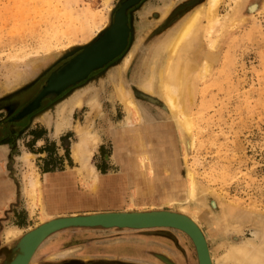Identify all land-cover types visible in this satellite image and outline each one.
<instances>
[{"label":"rangeland","instance_id":"374dc122","mask_svg":"<svg viewBox=\"0 0 264 264\" xmlns=\"http://www.w3.org/2000/svg\"><path fill=\"white\" fill-rule=\"evenodd\" d=\"M125 1L0 0V167L8 176L20 178L25 192L20 214L1 217L0 251L14 249L21 238L9 239L8 229L20 226L25 233L42 222V209L35 207L30 197L31 183L36 179L42 182L45 170L68 168L64 165L70 161L71 146L81 139V129L102 137L100 148V141L95 146L89 143L90 152L98 149L91 162L96 159L104 170H121L129 180L119 183L122 198L101 200L112 201L111 205L123 201L127 208L134 204L136 211L194 214L199 210L217 264H233L222 255L230 247L227 226H242L244 235L251 238L264 229V0L243 1L238 21L222 33L218 46L221 57L206 78L199 75L208 51L206 36L198 52L181 50V46L174 57V64L183 65L184 99L194 122L185 144L163 104L160 83L171 58L165 44L179 35L184 19L205 0H139L132 4L127 13L133 31L123 53L61 93L46 95L38 108L22 114L38 98L51 74L74 56L67 55L108 28L113 11ZM227 8L224 3L221 13ZM205 24L206 20L200 22L203 31ZM89 31L93 37L87 39L84 32ZM130 51L135 54L124 68L121 58ZM124 96L135 101L142 122L131 116ZM72 97L82 103L73 106ZM62 106L71 110L67 112L69 126L61 134L65 136L59 138L55 128L62 120L58 115ZM41 112L44 119H36ZM144 124L149 128L162 125L176 139L174 145L170 143L174 154L160 156L152 163V176L164 177L174 185L171 198H164L159 191L138 193L134 186L138 163L131 157L135 144L128 147L132 152L129 158L121 161L118 157V164L114 160L111 165L116 128L144 131ZM189 172L199 184L197 201H190L184 188ZM71 229L49 237L31 264H165L158 254L172 257L176 264H198L194 243L179 229ZM125 248L139 249L143 257L137 261H133L135 257L119 258ZM189 256H193V263ZM0 264H6L3 254Z\"/></svg>","mask_w":264,"mask_h":264},{"label":"bare ground","instance_id":"6f19581e","mask_svg":"<svg viewBox=\"0 0 264 264\" xmlns=\"http://www.w3.org/2000/svg\"><path fill=\"white\" fill-rule=\"evenodd\" d=\"M105 1L107 4L111 2V0H105ZM243 1L244 0H205L201 2L200 7L197 8L188 18L184 19L185 20L184 22H182L181 29L179 30V35L175 37L174 40H169L165 44L166 45L165 50L170 49L171 51V58L169 61L170 65L168 66V68L164 73V79H162L160 83L162 97H163V104L166 110L168 111L169 116L173 118L178 128L179 135L181 136V140L184 142V144L187 143L188 137L192 135L194 129V122L184 99V82L182 81L183 65L174 64L176 63V59L174 57H176L181 46H183L181 50L184 51L187 50L190 53L198 52L202 46L201 45L202 38L206 36L208 40V48H207L208 51L206 53V58L201 60V65L199 70V75L201 79L206 78L211 71L213 63H215L221 57V53L218 52L219 51L218 46L221 42L222 33L225 29L228 28L229 25L230 26L234 25L238 21L241 15L239 11L241 9L240 7ZM224 3L228 5V8L224 13H221V8L223 7ZM117 11H119V9ZM167 13L168 10L164 12L163 17H165ZM114 14L115 13L112 14L111 18H113ZM202 20H206V24H205L206 27L204 31L200 26V22ZM117 22L118 25L116 32L113 33L110 32L105 40L106 41L105 44L107 43L109 44L108 45L110 47L109 50L113 49L120 43L124 42L125 36L129 33V29L126 28L125 25L126 19L125 16H123V12H121V14L118 16ZM83 29L86 30V27L85 28L83 27ZM132 31H133V27L131 26V32ZM84 33L87 39L93 37L92 35L93 33L91 31ZM102 54L103 52L96 53V55L88 57L85 61H91L95 58L97 59ZM134 54L135 53L133 51H130L122 56L121 60L124 68H128L129 64L131 63V60L133 59ZM81 64L82 63L75 65L71 70H69L64 75V77L62 76V79H60V77L57 76V78L59 79L55 78L54 86H58V84H61L63 80L64 81L67 80L71 75H73V73H75L77 70H80L79 68L81 67ZM121 89L122 90L120 91V93L122 92L123 94L124 93L123 87ZM151 99L153 101H156L153 98ZM123 100L125 105L128 107L131 116L132 115L134 116L135 121L137 123L142 122L143 118L137 110V106H136L137 104L135 103V101L129 98L128 96H124ZM71 101L73 106H77L82 103L81 99L74 97L71 98ZM69 109L70 108L65 109V107L59 109L58 115L62 117V120L58 121L56 124V128H55L56 134H60L65 130V128L69 126V117L67 114V112L68 111L70 112L71 110ZM42 112L41 114H38L36 116V119H40V118H42V120L44 119L45 115H43ZM130 124H134V122ZM141 126L145 127L144 131L133 129V130H125L122 132V129L120 130L119 128H116L113 134V137L116 141V143L114 141L115 146H114L113 156L115 159L120 158L121 161L124 160V157L129 158V154H131L132 152L131 151L129 152L128 147L130 146V144L133 145L135 144L136 147L134 149H136V151H134V154L131 155V157L136 158L138 163L137 166L135 167L136 182L134 186H136V190L138 191L139 194H144V193L150 194L159 191V194L161 195L164 194L163 196L164 198L167 199L171 198L173 197V194H175L173 192L175 191L174 185L171 183V181L165 179L164 177L162 178L159 177L156 179L154 175L152 176V174L155 173L154 164L152 163L153 160H155L160 156L174 154L175 151L172 149L170 143L174 145V141H176V139L173 137V135H170L169 131L165 130L164 126L162 125H157L151 128L146 126V124ZM79 133L81 135V139L80 141H77L74 144L73 154L75 159L82 164V167L81 169H79V171L86 170L87 176L91 179L90 184L92 185L93 190H98L99 176L97 169L93 166V164L90 161L92 152L89 151V143L91 142V144L95 146L97 144L96 141H99V138L96 136H92V134L90 133L85 134L84 130L81 129ZM155 136H160V137L158 139H154ZM172 140L173 143L171 142ZM127 141L129 142L125 143ZM126 149L128 153H126L125 151ZM139 151L141 152V154L139 153ZM138 153L140 156H138ZM139 157L141 158V161H139ZM176 175L178 174L175 173L174 176ZM186 182L187 185L184 188L188 196V199L190 201H197L199 195V184L195 175L192 172H189L187 174V179L185 183ZM53 183L54 182H50L48 188H50L53 185ZM175 183L176 185L178 184V182ZM60 184H62V186H65L66 190L69 189L67 187V185L69 184L67 181H64V183L60 182ZM42 185L43 184L41 180L36 179L31 183V187H30V197L33 202V205L35 207L42 209L40 215L42 222L39 225H37L35 228L29 230V232L31 231L34 232L27 239L25 238L22 244L23 249L19 256H17L16 253L14 252V251L19 252V246L15 247L14 249L16 250L14 251L9 250V248L7 247H5L0 251V253L3 254L4 256V260L6 261V264H12L13 262H16L15 264H31L33 259L35 258V255H37L39 249L41 248L42 244L47 240L46 239L42 243L41 241L43 239L41 240V238H44L48 234H51L56 230H59V228L61 229V227L103 225L110 218L118 219V215L121 212L116 210L95 211V212H86V213H70V214L64 212L59 215H56L55 213H48V211L44 208V204L42 200L43 198ZM55 188H56L55 185H53L52 190L54 191ZM70 191L71 190H69V193ZM65 195L68 197H65ZM62 196L63 198L61 197L57 198L55 196L51 197L50 207L52 210L63 212L65 210L68 211V210L76 209L81 204H86L88 206L95 205L94 204L95 199L89 201V198H85L82 196H78L76 197V199H71L70 194L69 195L66 194L65 191L62 192ZM101 199L102 198L100 197L96 198L97 201L100 200L99 202H103V200ZM106 199L104 200L106 201ZM133 206L134 204L132 205L131 208L127 209L126 211L128 213L136 212L139 219L142 218L149 220L150 215H148L146 212L156 211L153 209L147 211L145 210L136 211L133 210ZM164 211L169 212V217L171 219L170 222L172 221L174 224H178L179 226H181V228L183 227L186 228V231L189 233L188 236H190L192 242L193 240L195 241V245L197 247L196 249L199 252V259L197 254V260L194 259L195 262H197L198 264L200 263L217 264L210 247L209 234L204 225V218L200 213V211L198 210L194 214H190L187 212L180 213L185 215L186 216L185 218H180L176 212L169 210H164ZM132 220H136V219H132ZM262 224H264V222H262ZM44 225L47 226L43 227ZM29 232L23 233L22 229L10 228L7 230L6 236L9 239L17 236L23 238L24 235ZM56 233H54L53 235H55ZM216 234L217 232H215V235ZM225 234L228 236L227 240L230 243V247L222 253V255L226 256V261L233 262V264H264V229L257 231L255 234H253V237L251 238V235L250 237H246L244 235V230L242 226L237 227L235 225L232 226V224H230L229 226H227ZM39 239L40 241L38 242ZM132 247L140 248V246L138 245L136 246L132 245ZM115 250L119 251L117 249ZM120 252L124 254H120V256L118 257L123 259L132 260V258L135 257L133 261H137L138 257L139 259L143 257V254L140 252L139 249L125 248ZM161 255L163 254H158L157 257L160 259ZM164 256L167 257L166 259L167 262H171V263L174 262L173 264H176V262L173 261L172 257L170 258L166 255ZM188 259H190V261H192L193 263V256H189ZM184 264H186V262H184Z\"/></svg>","mask_w":264,"mask_h":264},{"label":"crops","instance_id":"0c3cea01","mask_svg":"<svg viewBox=\"0 0 264 264\" xmlns=\"http://www.w3.org/2000/svg\"><path fill=\"white\" fill-rule=\"evenodd\" d=\"M74 130V129H73ZM63 132H61L59 135V138L61 136H65V135H61ZM66 134V133H64ZM100 141V146L102 145V137L99 139ZM76 142H74L75 144ZM74 144L71 146V158L70 161L65 163L64 167H68L67 169H63V170H45L46 172H42L43 173V180H42V186H43V204L44 206L46 205L47 208H45L48 213H55L56 215L62 214V213H86V212H95V211H121V210H127L129 208H127L126 203L124 205L123 201H119L118 203L115 202L114 205H111L112 201H103V202H99L98 203H94L95 205H79L76 209H72V210H68V211H54L51 209L50 205V199L51 197L55 196L57 198L62 196V192L65 191L66 194H70V197H72L71 199H76V197L78 196H82L85 198H89V201L92 199H96V198H122V194L121 192L118 193L119 191V183L125 182L127 181V183L129 182V180L127 179V174L124 172H120L119 171H110V170H104L100 167H98V165L96 164V159H94L91 163L93 164V166L97 169L98 171V180H99V187L98 190H93L92 185L90 184L91 179L87 176V171L86 170H81L79 171V169H81L82 164L77 161L74 157ZM98 148V147H97ZM103 148V147H102ZM92 146L89 144V151H91ZM98 153V149H94L93 153H92V157H96V154ZM106 160V159H105ZM111 165L118 164L117 160L114 158H111ZM110 160H107V162H109L110 164ZM115 160V162H114ZM91 161V160H90ZM58 164V163H57ZM59 165V164H58ZM1 166V165H0ZM44 171V170H43ZM124 171V170H122ZM83 173V174H82ZM42 179V178H41ZM44 181V182H43ZM64 181H67L69 184L67 185V187L69 189L66 190L65 186H62V184H60V182L64 183ZM50 182H54L53 185H55V190H52V186L50 188H48ZM18 185V186H17ZM16 187H19V190H16ZM69 190L70 193H69ZM119 194V195H118ZM65 197H68L65 195ZM25 198V192L21 183V179L20 178H13V176H8V173L4 171L3 168L0 167V220L1 217L3 216H13L14 214H20V208L23 205V200ZM135 199V198H134ZM134 201V200H133ZM133 201L131 203H133ZM106 203V204H103ZM79 209V210H77ZM13 214V215H12ZM10 219H12V217H9ZM14 229H21L20 226L15 227ZM75 229H80V228H75ZM68 230V229H66ZM65 230V231H66ZM72 230V229H69Z\"/></svg>","mask_w":264,"mask_h":264},{"label":"water","instance_id":"95a60500","mask_svg":"<svg viewBox=\"0 0 264 264\" xmlns=\"http://www.w3.org/2000/svg\"><path fill=\"white\" fill-rule=\"evenodd\" d=\"M138 1L139 0H127V1H125V3H123V5L119 9V11H117V10L114 11L115 14L112 18L111 25L108 28H106L104 31H102L91 43H88L87 45L78 48L76 51L69 53L67 55V57H70L73 54H75L74 57L67 64H65V66H63L61 69H59L58 72H53L51 74V76L49 77V79L47 81L46 86L43 88V90L41 91L38 98L34 101V103H32L24 111L23 114L25 115L27 113L32 112L36 108H38L40 103H41L42 98L45 97L46 95L51 94V93H57V94L61 93L68 86L75 85L78 81L85 79L95 69H97V68L113 61L115 58L119 57L128 45L129 36H130V32H131V26L129 25V16L127 13V9L132 4H134ZM121 12H123V16H125V19H126L125 25H126V28L129 29V33L125 36L124 42L120 43L119 45H117L113 49L109 50V48H110L108 46L109 44L108 43L105 44L106 43L105 40L108 37L107 35L110 32L111 33L116 32L117 25H118L117 19H118V16L121 14ZM101 52H103V54L99 58H97V59L95 58L91 61H85L88 57L96 55V53H101ZM79 63H82L81 67L79 68L80 70H77L75 73H73V75H71L67 80H65V81L63 80V82L61 84H58V86H54L55 78L59 79V78H57V76L60 77V79H62V76L64 77V75L69 70H71L75 65H77ZM146 213L148 215H150L149 220L142 219V218L139 219L136 212H129L128 213V212L123 211V212H120V214L118 215V219L110 218L103 225L64 226L65 228L61 227V229L59 228V230H56L55 232L48 234L44 238H41V240L43 239L41 242L43 243V241L48 239L51 235H53L56 232L58 233V232L64 231L66 229H71V228H89V229L102 228V229H118V230H126V229L149 230V229H155V228H174V229H179V230L184 231L185 233L189 234L186 231V228H184V227L181 228V226H179L178 224H174L172 221L170 222L171 219L169 217L168 211H148ZM177 214L180 218L186 217L183 214H180V213H177ZM132 219H136V220H132ZM130 220H132V221H130ZM45 226H47V225H44L43 227H45ZM33 232L34 231L26 233L24 235V237L21 238V240L18 242L19 245L17 244V246H19V252L14 251L16 249H11L12 251H14L16 253L17 256H19L21 254V251L23 249L22 244H23L25 238L27 239L29 236H31L33 234ZM39 241H40V239L38 240V242ZM193 242L195 245L194 240H193ZM195 247H196V245H195ZM197 254H198V259H199L198 250H197ZM160 259H162L167 264H173L174 263V262L173 263L167 262V260H166L167 257H165L164 255H161ZM199 262H200V260H199ZM15 263L16 262H13L12 264H15Z\"/></svg>","mask_w":264,"mask_h":264},{"label":"flooded vegetation","instance_id":"af4514ba","mask_svg":"<svg viewBox=\"0 0 264 264\" xmlns=\"http://www.w3.org/2000/svg\"><path fill=\"white\" fill-rule=\"evenodd\" d=\"M32 103H34V102H32ZM32 103H31V104H32ZM31 104H30V105H31ZM22 114H23V113H22Z\"/></svg>","mask_w":264,"mask_h":264}]
</instances>
